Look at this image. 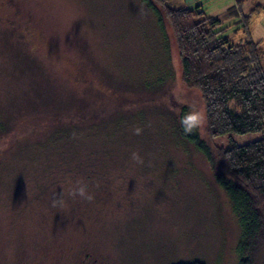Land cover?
Here are the masks:
<instances>
[{"label": "rangeland", "instance_id": "1", "mask_svg": "<svg viewBox=\"0 0 264 264\" xmlns=\"http://www.w3.org/2000/svg\"><path fill=\"white\" fill-rule=\"evenodd\" d=\"M171 3L232 22L227 0ZM257 5L248 34L227 29L232 42L264 46V0L241 11ZM165 30L141 0H0V264L237 263L230 201L181 135L180 118L203 107L180 81ZM79 117L85 131L102 130L106 156L93 164L83 150L79 168L60 161L68 152L47 160L35 145ZM79 177L92 202L67 195ZM61 194L65 206L53 207Z\"/></svg>", "mask_w": 264, "mask_h": 264}, {"label": "trees", "instance_id": "2", "mask_svg": "<svg viewBox=\"0 0 264 264\" xmlns=\"http://www.w3.org/2000/svg\"><path fill=\"white\" fill-rule=\"evenodd\" d=\"M141 1L156 16L158 25L169 32L180 81L186 89L199 94L207 113L204 137L197 132L185 134L181 125L180 131L203 155L230 201L240 227L236 264H264V46L250 37L232 42L226 35L230 26L208 15L201 5L175 6L171 0ZM242 2L236 0L226 14L238 19L236 31L241 29L248 34L249 22L262 6H255L244 15ZM84 120V117L61 120L35 146L47 149V160H52L51 153L57 150L61 157L68 152L61 162H76L73 165L79 166L78 159L87 155L91 160H85L95 164L93 160L99 154L106 156L104 151L108 152L103 143L106 140H99L102 130L97 126L85 131L78 125ZM120 120L118 117L113 123ZM5 126L0 123V132ZM106 134L108 138L111 133L107 130L102 135ZM86 140L94 143L87 144ZM71 148L75 150L72 153ZM83 150L87 151L85 156H81ZM172 264L205 263L192 260Z\"/></svg>", "mask_w": 264, "mask_h": 264}, {"label": "clouds", "instance_id": "3", "mask_svg": "<svg viewBox=\"0 0 264 264\" xmlns=\"http://www.w3.org/2000/svg\"><path fill=\"white\" fill-rule=\"evenodd\" d=\"M206 124H207L206 111L199 110L196 108H193L192 110H190L180 118V125L183 129V132L188 135H191L197 130L204 128ZM142 131L143 129L141 128H135L133 130V134L140 135L142 134ZM132 159L138 164L144 163L143 159L140 157V155L137 152L132 153ZM68 183L70 184V187L68 189L67 195L72 199L79 198L86 202H92L94 200L95 198L94 193L90 191L89 183L83 177H79L75 179V181L69 179ZM95 186L99 187L98 184ZM56 206L59 207L65 206V200L63 199V194H61L59 197L53 200V207Z\"/></svg>", "mask_w": 264, "mask_h": 264}, {"label": "crops", "instance_id": "4", "mask_svg": "<svg viewBox=\"0 0 264 264\" xmlns=\"http://www.w3.org/2000/svg\"><path fill=\"white\" fill-rule=\"evenodd\" d=\"M199 0H182V3H185V4H195V3H197ZM228 2H230L231 4L229 5V3H228V5H227V8H226V11H227V9L228 8H230V7H232L234 4H235V0H227ZM233 2V3H232ZM203 9L205 10V8L203 7ZM206 11V10H205ZM230 18H232V22L229 24V26L233 29V31H234V33H236V25H237V18L235 17V16H230ZM229 27V28H230Z\"/></svg>", "mask_w": 264, "mask_h": 264}]
</instances>
